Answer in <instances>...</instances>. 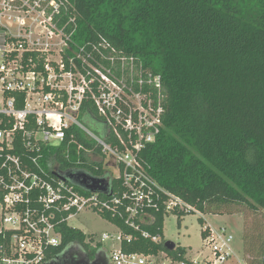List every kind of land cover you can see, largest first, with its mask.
<instances>
[{
	"label": "built area",
	"instance_id": "obj_1",
	"mask_svg": "<svg viewBox=\"0 0 264 264\" xmlns=\"http://www.w3.org/2000/svg\"><path fill=\"white\" fill-rule=\"evenodd\" d=\"M76 30L68 0H0V264L58 263L79 247L63 246L61 227L85 211L135 231L152 211L203 217L160 187L143 157L163 129L161 75L103 37L78 43ZM92 112L105 137L83 123ZM201 231L194 259L124 252L131 237L117 227L92 248L110 264H249L226 227ZM108 239L118 247L107 253Z\"/></svg>",
	"mask_w": 264,
	"mask_h": 264
},
{
	"label": "trees",
	"instance_id": "obj_2",
	"mask_svg": "<svg viewBox=\"0 0 264 264\" xmlns=\"http://www.w3.org/2000/svg\"><path fill=\"white\" fill-rule=\"evenodd\" d=\"M68 1L75 41L103 37L161 75L163 129L143 152L157 184L203 215L243 207L264 213V0ZM83 123L106 136L94 112ZM151 214L153 223L140 229L159 243L123 220L102 217L131 237L122 251L184 260V248L164 247L166 215ZM61 233L64 247L76 242L87 258L96 256L82 232L63 225ZM243 253L252 257L249 264H264V239L245 241Z\"/></svg>",
	"mask_w": 264,
	"mask_h": 264
},
{
	"label": "rangeland",
	"instance_id": "obj_3",
	"mask_svg": "<svg viewBox=\"0 0 264 264\" xmlns=\"http://www.w3.org/2000/svg\"><path fill=\"white\" fill-rule=\"evenodd\" d=\"M88 128L95 131L90 124ZM102 137V136H100ZM201 218L199 221L198 219ZM203 218V220H202ZM205 222L214 228L226 227L233 234L232 249L241 254L248 261L252 257L245 256L243 253V244L245 241L252 246L260 238L264 239V213L258 209L253 211L247 207L240 208V212L233 215H203L188 214L177 219L176 214H168L163 221V238L165 242L169 241L176 246L185 249L186 257L196 258L200 252H204V240L201 237V229ZM67 225L86 235V240H90V247L96 245L101 235L111 234L116 236L115 228L102 216L85 211L79 213L67 222ZM107 253L118 247V242L108 239L100 245ZM99 246V247H100ZM73 249H80L75 247Z\"/></svg>",
	"mask_w": 264,
	"mask_h": 264
},
{
	"label": "flooded vegetation",
	"instance_id": "obj_4",
	"mask_svg": "<svg viewBox=\"0 0 264 264\" xmlns=\"http://www.w3.org/2000/svg\"><path fill=\"white\" fill-rule=\"evenodd\" d=\"M95 258L97 257L87 258L81 249H71L56 264H110L107 255L104 253H99L98 261L93 262Z\"/></svg>",
	"mask_w": 264,
	"mask_h": 264
},
{
	"label": "water",
	"instance_id": "obj_5",
	"mask_svg": "<svg viewBox=\"0 0 264 264\" xmlns=\"http://www.w3.org/2000/svg\"><path fill=\"white\" fill-rule=\"evenodd\" d=\"M175 246L176 245L174 243L169 242V241L165 242L164 244V247L167 251H172L175 248Z\"/></svg>",
	"mask_w": 264,
	"mask_h": 264
},
{
	"label": "crops",
	"instance_id": "obj_6",
	"mask_svg": "<svg viewBox=\"0 0 264 264\" xmlns=\"http://www.w3.org/2000/svg\"><path fill=\"white\" fill-rule=\"evenodd\" d=\"M110 224H111V223H110ZM111 225H112L114 228L116 227V226H114L113 224H111ZM79 248H80V247H79ZM185 255H186V254H185ZM96 257H97V258H95V259L93 260V262H94V261H98V253H96Z\"/></svg>",
	"mask_w": 264,
	"mask_h": 264
}]
</instances>
